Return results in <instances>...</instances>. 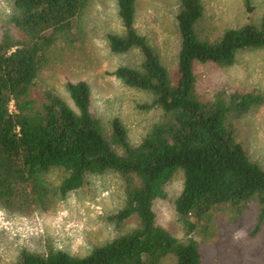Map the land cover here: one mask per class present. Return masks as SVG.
<instances>
[{
    "label": "trees",
    "instance_id": "16d2710c",
    "mask_svg": "<svg viewBox=\"0 0 264 264\" xmlns=\"http://www.w3.org/2000/svg\"><path fill=\"white\" fill-rule=\"evenodd\" d=\"M90 2L15 0L16 34H0V208L19 215L49 209L81 189L88 177L112 172L124 187L123 206L112 219L136 224L84 256L53 247L42 253L25 249L17 264H203L194 234L199 228L207 231L218 211L238 217L256 203L259 224L264 222V166L239 139L236 125L264 96L236 92L203 99L196 66H232L239 54L264 48V15L211 39L199 29L204 0H179L181 45L173 73L137 27V0H117L122 31L108 35L110 49L136 51L141 62L120 65L110 74L148 93L151 101L140 108L162 111L142 141L133 144L121 118L106 127L96 117L85 80L67 84L74 106L51 90L40 99L32 95L53 46L74 35ZM53 170L63 173L58 184L48 177ZM179 171L184 187L175 207L185 239L160 225L155 211Z\"/></svg>",
    "mask_w": 264,
    "mask_h": 264
},
{
    "label": "rangeland",
    "instance_id": "374dc122",
    "mask_svg": "<svg viewBox=\"0 0 264 264\" xmlns=\"http://www.w3.org/2000/svg\"><path fill=\"white\" fill-rule=\"evenodd\" d=\"M15 0H0V34H16L11 23ZM179 0H137V27L161 55L163 63L177 70L180 33L176 21ZM205 14L199 24L205 36L218 39L227 29L257 23L264 15V0H204ZM248 5L254 9L248 11ZM202 25V26H201ZM122 31L117 0H91L70 38H60L41 70L32 95L40 99L45 90L61 95L74 106L67 90L69 82L87 81L92 92V111L106 127L115 117L125 123L129 139L138 144L162 111L142 109L150 102L148 93L126 86L111 75L120 65H138L141 56L115 54L108 35ZM198 93L206 100L218 94L254 92L264 96V48L238 55L232 66L197 64ZM12 109H15L14 103ZM236 121V120H235ZM239 139L255 161L264 166V102L236 122ZM63 173L53 170L48 177L54 184ZM184 187L181 171L167 184V197L155 202L158 223L181 239L187 237L175 207ZM124 187L115 173L88 177L85 185L49 209L40 207L33 214L19 215L0 208V264H17L25 249L47 252L50 247L84 256L92 249L135 226L124 225L112 217L123 206ZM258 228V229H257ZM203 264H264V222L253 203L242 216L218 211L207 231L198 229Z\"/></svg>",
    "mask_w": 264,
    "mask_h": 264
}]
</instances>
